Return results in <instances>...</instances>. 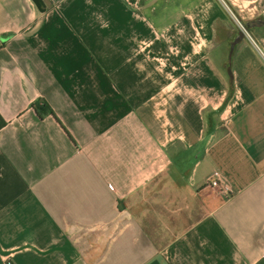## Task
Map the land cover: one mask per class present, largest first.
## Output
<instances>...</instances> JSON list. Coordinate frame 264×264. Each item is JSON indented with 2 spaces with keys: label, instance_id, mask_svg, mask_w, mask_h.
I'll return each instance as SVG.
<instances>
[{
  "label": "crops",
  "instance_id": "crops-1",
  "mask_svg": "<svg viewBox=\"0 0 264 264\" xmlns=\"http://www.w3.org/2000/svg\"><path fill=\"white\" fill-rule=\"evenodd\" d=\"M43 1L0 0V264H264V0Z\"/></svg>",
  "mask_w": 264,
  "mask_h": 264
},
{
  "label": "rangeland",
  "instance_id": "rangeland-1",
  "mask_svg": "<svg viewBox=\"0 0 264 264\" xmlns=\"http://www.w3.org/2000/svg\"><path fill=\"white\" fill-rule=\"evenodd\" d=\"M234 25L243 32L242 35H239V32H236L233 36L228 37V41L230 43L239 42L241 41L242 37L248 36L251 29H254L253 27L249 26L247 23L239 24L237 20H235L233 17H230ZM264 25V24H262ZM262 33L264 34V30H262ZM241 37V38H240ZM237 39V41H235Z\"/></svg>",
  "mask_w": 264,
  "mask_h": 264
},
{
  "label": "trees",
  "instance_id": "trees-1",
  "mask_svg": "<svg viewBox=\"0 0 264 264\" xmlns=\"http://www.w3.org/2000/svg\"><path fill=\"white\" fill-rule=\"evenodd\" d=\"M33 108L37 112L38 115H41V114H44V113H47V112H51L52 113L51 108L49 107L48 103H46L45 101H36L33 104ZM4 124H5V121L0 115V128Z\"/></svg>",
  "mask_w": 264,
  "mask_h": 264
},
{
  "label": "built area",
  "instance_id": "built-area-1",
  "mask_svg": "<svg viewBox=\"0 0 264 264\" xmlns=\"http://www.w3.org/2000/svg\"><path fill=\"white\" fill-rule=\"evenodd\" d=\"M202 187H218L220 186L219 178H218V173L215 172L212 177L207 179L204 184L201 185ZM221 191L224 193H229L230 189L227 187V185L221 186Z\"/></svg>",
  "mask_w": 264,
  "mask_h": 264
},
{
  "label": "water",
  "instance_id": "water-1",
  "mask_svg": "<svg viewBox=\"0 0 264 264\" xmlns=\"http://www.w3.org/2000/svg\"><path fill=\"white\" fill-rule=\"evenodd\" d=\"M32 1L35 3V5L37 6V8H38L39 10H41V11L44 10V8H45V3H44L43 0H32ZM253 24H261V22L254 21V22H249V23H248V25H253ZM242 34H243V33H242ZM240 35H241V34H240ZM240 38H241V37H240ZM235 41H237V39H236Z\"/></svg>",
  "mask_w": 264,
  "mask_h": 264
}]
</instances>
